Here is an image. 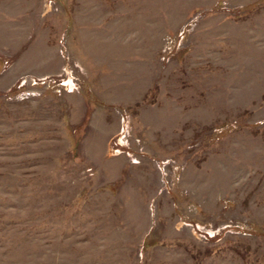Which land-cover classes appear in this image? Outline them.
<instances>
[{
    "label": "rangeland",
    "instance_id": "374dc122",
    "mask_svg": "<svg viewBox=\"0 0 264 264\" xmlns=\"http://www.w3.org/2000/svg\"><path fill=\"white\" fill-rule=\"evenodd\" d=\"M0 264H264V0H0Z\"/></svg>",
    "mask_w": 264,
    "mask_h": 264
}]
</instances>
